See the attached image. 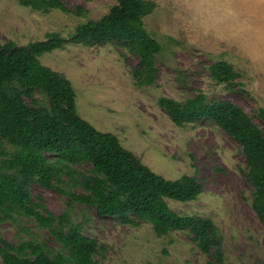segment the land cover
Returning <instances> with one entry per match:
<instances>
[{
  "label": "rangeland",
  "instance_id": "1",
  "mask_svg": "<svg viewBox=\"0 0 264 264\" xmlns=\"http://www.w3.org/2000/svg\"><path fill=\"white\" fill-rule=\"evenodd\" d=\"M62 1L70 13L0 0V43L11 39L23 45L43 40L52 31L67 36L78 24L107 14L118 2ZM153 1L155 9L143 18L147 31L162 46L155 56L153 84H138L133 74L138 56L115 41L69 42L43 53L39 60L71 81L79 115L96 129L115 134L123 147L165 178L190 175L203 184L196 199L167 202L174 212L213 221L220 234V261L202 252L186 229L157 235L149 222L123 224L101 217L94 208L70 202L57 189L33 182L29 191L34 202L56 216L67 214L97 242L98 264H264V223L252 208L241 147L210 120L176 125L158 103L163 96L183 101L203 93L208 99L240 106L264 131L255 113L264 108V0ZM219 60L238 73L233 84L211 77L209 67ZM34 99L38 104L46 102L39 92H34ZM4 147L13 149L6 142ZM72 166L82 172L90 168L87 163ZM71 190L83 191L79 186ZM2 241L15 248L37 243L50 253L59 249L48 229L39 227L33 217L5 210L0 213V245Z\"/></svg>",
  "mask_w": 264,
  "mask_h": 264
},
{
  "label": "trees",
  "instance_id": "2",
  "mask_svg": "<svg viewBox=\"0 0 264 264\" xmlns=\"http://www.w3.org/2000/svg\"><path fill=\"white\" fill-rule=\"evenodd\" d=\"M19 4L45 12H71L62 0H19ZM155 7L153 0H118L107 14L78 24L67 36L52 31L43 40L23 45L11 39L0 43V213L5 210L33 217L59 244L58 251L50 253L37 243L25 242L15 248L2 241V264H98L94 258L97 242L83 234L67 214L56 216L34 202L29 191L33 182L59 190L70 202L94 208L101 217L123 224L149 222L157 235L186 229L202 252L220 261V234L213 221L174 212L167 202L194 200L203 192V184L190 175L165 178L123 147L115 134L96 129L79 115L71 81L39 60L43 53L69 42L93 45L115 41L138 56L133 72L138 84L151 85L157 73L155 56L162 46L147 31L143 18ZM209 69L220 83L231 85L238 77L224 60ZM34 92L42 93L46 102L38 104ZM158 103L176 125L210 120L239 144L246 159L244 175L252 189V208L264 223L261 127L235 103L208 99L203 93L183 101L163 96ZM255 113L264 123V108ZM3 142L13 149L3 148ZM83 163L90 165L87 172L72 168ZM76 186L83 191L73 192Z\"/></svg>",
  "mask_w": 264,
  "mask_h": 264
}]
</instances>
